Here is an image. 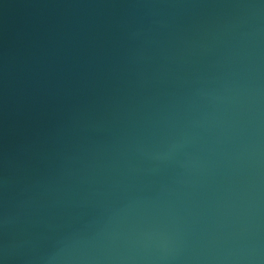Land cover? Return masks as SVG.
Here are the masks:
<instances>
[{"label": "water", "instance_id": "obj_1", "mask_svg": "<svg viewBox=\"0 0 264 264\" xmlns=\"http://www.w3.org/2000/svg\"><path fill=\"white\" fill-rule=\"evenodd\" d=\"M0 264H264V0H0Z\"/></svg>", "mask_w": 264, "mask_h": 264}]
</instances>
